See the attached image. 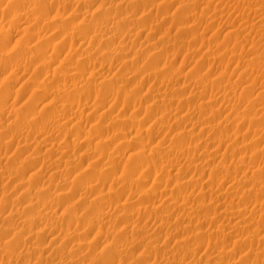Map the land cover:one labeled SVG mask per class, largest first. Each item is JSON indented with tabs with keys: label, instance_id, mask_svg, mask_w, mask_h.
Wrapping results in <instances>:
<instances>
[{
	"label": "rangeland",
	"instance_id": "rangeland-1",
	"mask_svg": "<svg viewBox=\"0 0 264 264\" xmlns=\"http://www.w3.org/2000/svg\"><path fill=\"white\" fill-rule=\"evenodd\" d=\"M0 264H264V0H0Z\"/></svg>",
	"mask_w": 264,
	"mask_h": 264
},
{
	"label": "bare ground",
	"instance_id": "bare-ground-1",
	"mask_svg": "<svg viewBox=\"0 0 264 264\" xmlns=\"http://www.w3.org/2000/svg\"><path fill=\"white\" fill-rule=\"evenodd\" d=\"M246 3H247V2H246ZM249 6H250V5H249ZM249 8H250V7H249ZM260 9H261V8H260ZM260 12H261V11H260ZM206 19H207V18H206ZM248 20H249V19H248ZM122 21H123V20H122ZM256 21H257V20H256ZM38 48H39V47H38ZM40 49H42V48H40ZM40 49H39V51L41 52L42 50H40ZM42 52H43V51H42ZM237 95H238V94H237ZM234 97H235V96H234ZM44 139H45V138H43V139H41V140L43 141ZM22 149H23V148H22ZM258 189H259V187H258ZM180 204H181V203H180ZM206 206H207V205H206ZM32 209H33V206H32ZM237 210H238V209H237ZM239 210H240V209H239ZM234 212H235V211H234ZM236 212H237V211H236ZM238 212H239V211H238ZM167 216H168V215H167ZM165 217H166V216H165ZM165 217H164V218H165ZM168 218H169V217H168ZM231 230H232V229H231ZM29 233H30V232H29ZM37 234H38V233H37ZM149 237H150V236H149ZM180 242H183V241H180ZM9 243H10V242L6 243L7 245H6V244H5V245L8 246ZM177 243H178V242H177ZM183 243H184V242H183ZM174 244H175V243H174ZM239 246H240V245H239ZM196 247H197V246H196ZM190 248H191V247H190ZM206 252H207V251H206Z\"/></svg>",
	"mask_w": 264,
	"mask_h": 264
}]
</instances>
